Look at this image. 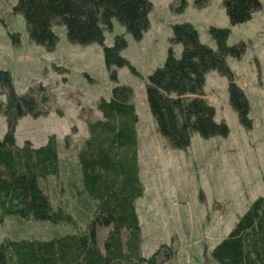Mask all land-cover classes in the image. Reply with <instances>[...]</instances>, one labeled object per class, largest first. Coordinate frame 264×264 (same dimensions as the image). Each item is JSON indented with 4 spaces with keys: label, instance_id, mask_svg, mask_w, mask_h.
<instances>
[{
    "label": "trees",
    "instance_id": "trees-1",
    "mask_svg": "<svg viewBox=\"0 0 264 264\" xmlns=\"http://www.w3.org/2000/svg\"><path fill=\"white\" fill-rule=\"evenodd\" d=\"M209 2L195 0L194 6L201 9ZM187 4V0H175L173 13L185 12ZM223 5L232 25L249 21L262 8L260 0H224ZM150 10L149 0H18L14 7L15 13L24 16L30 39L49 51L58 42L54 25L65 26L71 43L102 45L105 64L116 82V68L128 65L122 56L127 42L123 35H116L114 44L107 46L104 31L116 19L139 40L149 27ZM209 31L217 43L215 50L200 41L192 24H174L171 43L182 45V55L176 57L170 47L164 64L148 77L149 109L158 133L172 149L188 148L194 133L203 138L228 135V126L214 120L215 109L204 98L206 75L212 70L227 77L230 104L239 123L251 127L249 103L226 63L227 56L240 58L246 46L243 42L229 46L227 28L210 27ZM0 81L1 93L7 96L6 103L0 102V114L8 123L0 138V222L18 215L28 222L65 226L47 238L4 239L0 264H157L158 255L146 258L141 252L136 201L145 189L131 87L116 84L109 99L98 101L101 118L85 121L88 137L76 154L75 169L69 172L55 135L40 147L16 143L21 117L47 114L42 107L46 94L40 97L39 88L17 94L9 71L0 69ZM65 179L77 203L71 212L58 189ZM205 258L212 264H264V197L249 205Z\"/></svg>",
    "mask_w": 264,
    "mask_h": 264
},
{
    "label": "rangeland",
    "instance_id": "rangeland-1",
    "mask_svg": "<svg viewBox=\"0 0 264 264\" xmlns=\"http://www.w3.org/2000/svg\"><path fill=\"white\" fill-rule=\"evenodd\" d=\"M149 1V27L141 39L133 38L116 19L111 29L104 31L107 46L114 44L116 35H123L127 42L122 56L128 65L116 68V82L105 64L102 45L71 43L65 26L54 25L58 42L49 51L30 39L24 16L14 12L18 0H0V69L9 71L17 94L39 88V96H47L42 105L47 114L18 120L16 143L23 146L31 142L40 147L55 135L70 172L88 137L85 121L101 118L98 101L109 99L116 84L131 87L145 189L136 201L142 255H158L157 264H212L205 254L229 234L256 198L264 197V0L249 21L235 25L229 21L224 0H210L201 9L194 6L195 0H187L181 14L173 13L175 0ZM183 22L192 24L200 41L214 50L217 43L210 27L227 28L229 46L240 42L246 46L240 58L227 56L226 63L249 103L251 127L239 123L230 104L227 77L212 70L206 75L204 98L215 109L214 120L228 126V135L203 138L194 133L188 148L172 149L156 129L146 88L149 75L164 64L170 47L181 57L182 45H172L171 36L173 25ZM1 91L0 81V102L6 103L7 96ZM7 124V118L0 114V138ZM67 182H59L58 189L71 212L77 203ZM64 227L11 215L0 222V242L6 238H47Z\"/></svg>",
    "mask_w": 264,
    "mask_h": 264
}]
</instances>
